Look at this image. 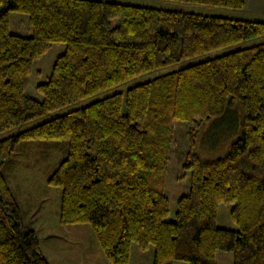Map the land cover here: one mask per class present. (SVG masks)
I'll return each mask as SVG.
<instances>
[{
	"label": "trees",
	"instance_id": "obj_1",
	"mask_svg": "<svg viewBox=\"0 0 264 264\" xmlns=\"http://www.w3.org/2000/svg\"><path fill=\"white\" fill-rule=\"evenodd\" d=\"M243 9L246 0H169ZM27 15L30 35L10 31ZM264 34V21L111 0H0V133L148 70ZM63 50L46 80L28 91L33 65ZM235 137L203 156V127ZM186 126L188 193L167 220L164 179L175 123ZM220 133L219 136H223ZM205 137V135H204ZM224 137V136H223ZM21 140L67 143L48 184L60 189L59 220L89 223L111 264H128L131 246H153V264H264V42L183 66L0 139V264H50L23 219L6 164ZM231 203L238 229L215 224Z\"/></svg>",
	"mask_w": 264,
	"mask_h": 264
},
{
	"label": "rangeland",
	"instance_id": "obj_2",
	"mask_svg": "<svg viewBox=\"0 0 264 264\" xmlns=\"http://www.w3.org/2000/svg\"><path fill=\"white\" fill-rule=\"evenodd\" d=\"M111 1L264 21V0H246V6L243 9L197 5L169 0ZM9 22L12 33L25 36L31 34L28 18L24 13L11 12L9 14ZM261 42H264V34L221 47L216 51L203 53L180 62L148 70L78 102L28 119L20 127L0 133V139L16 133L21 128L31 127L56 115L85 106L112 93H125L129 87L146 82L164 73ZM63 48V44H55L41 58L34 62V70L41 69L42 73H32L30 76L28 91L33 97L37 99L41 98L35 86L46 80L58 55L57 53H60ZM45 60H48V63H50L48 68L41 66ZM227 130L223 127L212 126V121L207 123L201 130L197 143V151L203 156L224 154L230 141L235 137V135L227 136ZM185 132L186 126L183 123L176 122L174 144L164 179V190L169 198L170 208L169 214L166 217L167 220L175 218L177 200L181 195L188 193L189 190L190 170L184 166V152L188 147V138ZM220 133H223L224 137L219 136ZM66 153L67 143L63 146H51L43 143V140H21L18 143L11 160L6 164V173L13 192L17 197L18 204L23 211V219L29 224V227H32L37 232L41 249L50 264H111L107 261L104 250L100 246L89 223L65 224L59 220L60 189L48 184L47 177L52 167ZM232 206L231 203L219 204L215 220L216 226L232 230L238 229L237 224L231 219L230 211ZM1 215L2 212L0 210ZM153 255V246H149L146 250H141L133 243L128 264H153ZM215 260L216 264H232V252L220 249L216 250ZM173 264H185V262L174 260Z\"/></svg>",
	"mask_w": 264,
	"mask_h": 264
},
{
	"label": "crops",
	"instance_id": "obj_3",
	"mask_svg": "<svg viewBox=\"0 0 264 264\" xmlns=\"http://www.w3.org/2000/svg\"><path fill=\"white\" fill-rule=\"evenodd\" d=\"M249 3L252 4V2H250V1H249ZM48 62H49L48 60L47 61L45 60V62H43L41 66L45 67V68H48V66L50 65V63H48ZM37 71H38V73H36V74H41L42 73L41 69H37Z\"/></svg>",
	"mask_w": 264,
	"mask_h": 264
}]
</instances>
